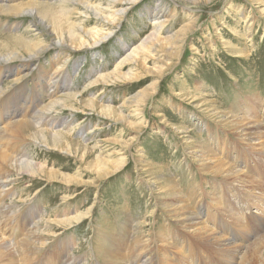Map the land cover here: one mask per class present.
Instances as JSON below:
<instances>
[{"label": "rangeland", "instance_id": "1", "mask_svg": "<svg viewBox=\"0 0 264 264\" xmlns=\"http://www.w3.org/2000/svg\"><path fill=\"white\" fill-rule=\"evenodd\" d=\"M41 1L51 2V0ZM52 2L56 3V0ZM163 2L167 9L176 10V14L173 13L175 15V23L170 28L171 32H177L186 25H192L194 28L184 39L179 56L174 61L175 65L167 73L164 72L158 88L145 104L142 122L140 120L134 122L133 119L127 118L132 123L133 128H129L123 124L112 126L106 124V121H102L96 116H89L88 121H84L86 117L83 118L79 114L70 115L69 112H65L59 117L58 121L60 122L57 125H53L57 127L69 119L67 122L76 127V130L71 133V139L75 142L82 141L87 148L92 150L89 160L95 159L94 156L100 154L106 160L114 161L120 155L111 157L109 153L120 151L119 154L124 156L125 160L122 164L115 167L117 170L101 182L100 187H94L90 183L91 185H88L87 189L86 187H84L85 189L83 187H70L71 189L64 190L65 186L59 183L46 184L42 174L33 177L23 174L11 179L19 178L18 181L11 183L9 186L11 192L10 194L8 193V197L5 199L7 208L4 214H6V218L12 215V213L15 215L11 223L5 222L4 218L0 217V229L6 228L2 230V233L4 232L3 237L5 239L8 238L7 242L9 244L17 242L38 221L67 217V215L63 216L62 201L66 200L67 204H70V209L68 207L69 210H67L69 211V217L76 216L77 214L83 217L87 215L91 216L89 220L82 222L80 225L73 226L71 229L65 230L54 226V231L56 232L55 238L46 243V246L38 253V259L36 258L35 261H32L33 264L60 263V261L56 262L57 258L55 256L60 254V250L64 246L65 253L57 257L63 255L73 257V260L69 262L70 264H102L96 255L98 252L93 250L94 248L97 250L96 244H98V247L103 245L104 242L99 239V234L102 232H106L107 235L110 233L112 238L119 243L120 248L123 250L121 252H124L122 255L125 254L124 256L127 257V254H131L132 246L129 248L131 239L129 241L128 237L124 236L125 228L122 227L119 220L126 221L125 219L130 218L132 222L136 220V223L141 220L140 218L147 216V223H149L150 218L148 215L152 209V206L149 205V199L155 196L154 194L152 196L144 186L140 185L143 182L138 179L139 175L136 163L134 162V156L139 153L143 155V158L147 159V162L149 161L154 165H158L162 174L169 176L170 183L179 188L182 196L186 195V197L184 196L185 198L196 200L197 195L191 192L193 190L194 193L200 195L203 198L200 203L202 205L201 209L206 207L207 204H212L214 209L216 203L219 201L221 203L224 202L225 208H220L222 211L218 210V207H215L216 212H213L215 217L212 216L213 214L210 215L215 224L221 225V227H216L211 218L209 223L221 236L228 237L231 243L234 241V244L243 243L242 245H245L248 241L255 242L258 239L256 236H260L259 228L254 222L264 226V208L261 209L263 213L260 216H252L250 212L255 210V204L258 203H253L252 197L248 195L246 197L248 201L244 198L240 199L237 196L239 192L245 191L243 188L246 189V187L242 184L243 187H238L239 185H236L238 179L227 177L224 170L218 171L207 167L208 174H205V170H201L200 168L201 164L199 161H191L188 154L190 151L189 147L181 143L180 138L174 134V130L170 129L169 125L172 123L177 127L191 130L192 136L198 142L197 146L204 147L223 160V162L237 167L236 170L244 172L246 176L254 180L257 183V188L255 187L257 192L255 193H259L260 186L264 190V157L261 158V155L252 149L253 147L243 145L240 134L237 133L236 129L219 122L218 120H223L217 114L221 111L223 113L231 112L239 118L245 117V119H250L254 113L255 119L253 118V120L264 125V14L262 13L264 10V0H164ZM158 4L159 0H137L131 7L127 8L119 25L112 28L113 31L109 37L111 39L108 42L104 40L103 45L96 49H84L83 51L72 53L70 61L67 63V72L69 73L66 80L67 83L74 86V93H81L88 89L89 82L98 74L109 73L112 75L115 73V67L120 61L130 53L133 47L139 45L152 32L150 30L151 18L143 14L146 9L153 10ZM91 5L96 6L93 2ZM82 11L80 9L78 14ZM84 13L79 14L81 16L79 19L81 22H84L82 27L85 29L95 27L93 19L95 15H92L89 11H85ZM23 20L22 25H24L19 26L17 31L7 29L5 33H2L4 30L0 29V37L7 34L15 35L17 32H21L22 28H25L28 23L27 19ZM249 26H251V33L247 36ZM246 36L249 38L248 41L245 39ZM209 40L213 41V46L209 47L211 45L207 43ZM52 54L48 53L42 56L40 65L46 66L48 62L47 58ZM159 56L156 55V57ZM154 64L156 63H147L149 69H154L153 72L149 77L147 76L141 79L139 83H135L132 89L128 88L125 90L123 88L124 85L119 84L123 80L116 79L118 76L115 75L112 80L110 79L107 88L102 91L99 88L91 90V93L89 92L84 97L85 99L94 98L95 101H98L97 98L109 100V105L118 109L125 98L148 87L156 79L157 70H160L157 68L160 66L159 64H156L157 66ZM124 65V68L118 70L119 73H125L128 67H131L130 64ZM93 68H96V70L92 71ZM34 76H30V80H26L25 84L14 85L8 84V81H3L2 86L4 88L0 96V113L6 109L9 111L18 110L20 112L27 110L24 117L32 113L33 109H35L34 105L36 106L38 101L36 87L41 85L39 79ZM198 85L202 86V90H200L202 92L200 93L205 96L210 95V98L215 102L216 113L203 108L198 109L191 104L188 98L176 95L178 90L185 88H187L185 91L191 90L196 93L198 90L195 91L194 88ZM118 88L121 89L118 90ZM61 91L57 90V94H52L47 100L50 101L55 96L58 97ZM26 98H30L31 100ZM103 99L99 102L107 105L104 104L106 102ZM45 101L46 98H42L39 101L40 106ZM258 105H260V108H256ZM178 107L182 108L181 113L175 109ZM183 111H186L187 114L185 112L182 113ZM88 113L89 115L92 114ZM122 113L127 115L129 112L125 110ZM191 119H194V122H188ZM204 124L210 126L211 135L205 134ZM134 127H136V131ZM41 128H46V126H42ZM59 129L61 128L51 129V131H59ZM91 129H94L96 134L87 136L88 131ZM135 132H137L136 139L130 144L127 152L123 151L126 145L132 141V137L136 134ZM103 139L108 140V144L106 143L103 149H100L98 141ZM25 148L27 150L26 158L23 156L20 159L21 164L22 160H30V162L32 161L48 170H56L62 175L75 177L82 183H89L95 178L94 175L92 176L90 173L81 171L84 167L80 168L76 162L79 157L68 155L65 152L58 153L56 149L40 147L38 143L35 145L33 142L32 144L25 145ZM224 150L226 151L224 152ZM186 163H189L191 171H187ZM140 164L142 165L143 162ZM202 180H207L208 184L204 185V183H200L199 188L194 186V181L200 182ZM32 181H35V184ZM218 181L219 183L216 188H214L215 186H211L213 184L216 185ZM95 184L97 185V182ZM209 184L211 187L208 186ZM206 186L209 188V190H206L208 195L209 191L213 192L214 196L212 198L216 199L215 202H210L207 196H204V198L201 195L202 190ZM188 189L192 190L189 191ZM25 190L27 191L24 192ZM234 196L237 198L232 200ZM227 199L230 200V204L226 203ZM192 203L190 205L193 208L195 205ZM233 203L235 206H232ZM227 205L232 210L229 207L226 208ZM246 208L247 210H245ZM245 211H248L247 214ZM44 213L45 216L42 218ZM164 215L162 214L159 217V222L162 223V220H164L165 224H162L161 228L160 226L156 227L151 232L155 234V232L157 233L164 230V228L166 229L165 226H169V230L170 228L176 230L178 239L184 238L191 245L189 259H185V261L176 252L171 250L172 248L168 250L170 252L169 255L172 259L176 260V263H224L217 256V247L213 248L204 243H208L205 236L193 232H184L178 225H173L170 219L171 223L164 219ZM222 218L225 220L224 224L219 222ZM2 220L3 222H1ZM96 224L100 227L98 235H96V230L98 229L95 228ZM11 225H14L12 226L13 228H11ZM148 232L150 231L148 230ZM238 236L242 237L239 238ZM12 238H15L16 241ZM233 238L237 240L235 241ZM107 241H109V238ZM258 252L262 255L264 261V249H258ZM246 254H249L247 250ZM13 255L15 262L19 254L15 253ZM227 255L229 259L227 263H247L242 254L235 255L236 259L235 256L233 257L229 253ZM154 257H158V255L155 254ZM229 257L233 258L230 259ZM32 262L28 264H32ZM125 263L127 262L125 261ZM153 263L160 264L158 260H155ZM14 264L17 263L15 262Z\"/></svg>", "mask_w": 264, "mask_h": 264}, {"label": "bare ground", "instance_id": "2", "mask_svg": "<svg viewBox=\"0 0 264 264\" xmlns=\"http://www.w3.org/2000/svg\"><path fill=\"white\" fill-rule=\"evenodd\" d=\"M20 1L22 2L18 3ZM52 1L55 0H51V2ZM163 1L164 0H159L158 6L153 10H145L143 15L151 18L152 22L150 30L152 32H149L150 34L147 35L139 45L133 47L130 53L120 61L115 67V73L112 75L109 73L98 74L89 82V86H87L89 87L88 89L81 93H74V86L67 83L66 80L69 73L67 72V63L70 61L72 53L80 52L84 49H96L103 45L105 42L104 40L108 42L109 39H111L109 37L113 31L112 28L119 25L127 8L131 7L137 2V0H56V3H48L41 0H0V29L4 30L2 33H5L7 29L10 31H17L19 26L22 25V21L24 22L23 19L28 20L27 26L22 28L23 30L21 32L19 31L15 35L7 34L0 37V96L3 93V81H8V84L10 83L14 85L20 83L25 84L27 82L26 80H30V76L32 77V75H35L34 77L38 78L41 84L36 87L38 101L36 106L34 105L35 109H33L30 115L27 114L24 117L27 110L20 112L18 110L9 111L6 109L0 113V217L2 219L4 218L3 220L5 222L11 223L15 215L12 213V215L6 218V214H4L5 209L7 208L5 199L8 197V193L10 194L11 192L9 186L11 183L18 181L19 179L11 180L13 177L15 178L16 176L23 174L33 177L42 174L46 184L48 183L52 185V183H59L60 185L65 186V188H63L64 190L71 189L72 187H86L87 189L89 187L88 185H91L90 183H92V186L98 188L100 187L101 182L106 180L115 170H117L115 167L123 163L125 157L119 154L120 151H112V153H109V156L111 157L120 155V157L114 161H108L100 154L94 156L95 159L89 160V155L92 153V150L87 148L82 141L79 140L75 142L71 139V133L76 130V127L72 126L70 122H67L69 119L63 123L61 122L62 125L57 127L53 125H57V123L60 122L58 119L65 112H69L70 115L79 114L83 118L86 117L85 120L83 119L84 121H88L89 116H96L98 119L106 121V124L112 126L123 124L129 128H133L132 123L127 118L133 119L134 122L139 120L142 122L141 120L143 113L145 112V104L158 88L160 80H162L164 76V72L167 73V71L172 69L175 65L174 61H176L179 56V51L184 43V39L187 34L193 30L192 28H194L192 25H186L177 32H171L170 28L175 23V15L173 13L176 14V10L167 9L166 6H164ZM92 2L95 3L96 6L91 5ZM80 9L83 10L79 13L80 15L85 14V11H89L92 15H95V17H93L95 27L90 29L82 27L84 22H81L79 19L81 18L78 14ZM262 13L264 14V10ZM250 27L251 26H249L247 30V36L251 33ZM247 36L245 39L248 41L249 38H247ZM207 43L211 44L209 47L213 46V41L209 40ZM48 53L53 54L47 58L48 62L46 63V66H41V57ZM156 55L160 56L156 57ZM148 62H153L160 66L157 68L160 70H157L156 79L148 87L125 98L118 109L111 107L109 105L110 101L103 98V101L106 102L104 104L107 105H103L99 102L102 101L101 98H97L98 101H95L94 98L85 99L84 95L88 94L91 90L93 91L99 88L101 89L100 91H102L107 88L110 79L112 80L115 75L118 76L116 79L123 80L122 82H119V84H123L125 90L128 88L132 89L135 86V83H139L141 79H144L147 76L149 77L153 72V68H148ZM124 64H130L131 67H128L125 73H119L118 70L124 68ZM94 70H96V68L92 69V71ZM119 89L121 88H118V90ZM186 89L187 88L178 90L176 95L188 98L191 104L198 109L203 108L216 113L217 108L215 107V102L210 98L211 96H205L200 93L202 92L200 91L202 90L201 85L194 88L195 91L198 90L196 93L192 92L190 89V91H185ZM57 90H62L61 94L48 101L47 99L51 97L52 94H57ZM42 98H46V101L40 106L39 101H41ZM30 103L29 105H31ZM256 108H260V105L256 106ZM175 109L181 113L182 108L178 107ZM125 110L129 112L127 115L122 113ZM88 112L92 114L89 115ZM184 112L187 114L186 111H183L182 113ZM217 114L218 117L223 120H218L219 122L225 126L230 125L236 129L237 133L240 134L243 145L253 147L252 149L255 150L257 154L261 155V158L264 157V125L253 120L254 113L250 119H245V117L239 118L231 112L223 113L221 111ZM19 117L24 118L20 119ZM188 122H194V119L188 120ZM42 126H46V128H41ZM203 126L205 134L211 135L212 131L210 126L208 124H204ZM58 127L61 128L59 131H51V129ZM169 128L174 130V134L178 135V138H180L181 143L184 146L189 147L188 149H190V151L188 154L191 161H199L201 164L200 168L201 170H205V174H208L207 167H210L211 169H216L218 171L224 170L227 177L237 178L236 185H239L238 187H243L242 185L246 187V189L243 188L245 191L242 193L238 191V198L240 197V199L244 198L247 200L246 197L248 195L249 197H252L253 203H258L255 204V210L250 212L252 216H260L263 213L261 209L264 208V190L261 186L260 190H258L259 193H255L257 192V183L254 180L250 179L249 176H246L244 172L236 170L237 167L223 162V160L204 147L197 146L196 144L198 142L192 136L191 130L177 127L172 123L169 125ZM134 129L136 131V127H134ZM137 130H139V128H137ZM135 133V136L132 137V141L126 145L123 151L127 152L130 144L136 139L137 132ZM91 134H96L94 129L88 131L87 136ZM32 142L35 143V145L38 143L40 147L56 149L58 153L65 152L68 155L79 157L76 162L79 164L80 168L84 167L81 171L88 174L90 173L92 176L94 175V180H91L92 182L90 181L89 183H82L75 177L62 175L56 170H48L32 161L30 162V160H22L21 164L20 159H22L23 156L26 158L27 150L25 145L32 144ZM106 143L108 144V140H99V148L103 149ZM225 151L226 150H224V152ZM142 159H144V161H142ZM134 162L136 163V169L139 175L138 179L143 182L142 184L140 183V185L144 186L152 196L153 194L155 195L153 198L149 199V205L152 206L150 214L148 215L150 221L147 223V216L140 218L141 220L136 223V220L132 222L130 218L125 219L126 221L119 220L122 227L125 228L124 236H127L129 241L131 239V245L129 248L132 246V252H130L131 254H127V257L124 256L125 254L122 255L124 252L122 253L121 251L123 250L120 248L119 243L112 238L110 233L109 235H107L106 232L99 234L100 227L96 224L95 228H98L96 230V235L99 234V239L104 243L101 247H98V244H96L97 250L95 248L93 250L98 252L96 255L99 257L102 264H155L153 263L155 260H158L160 264H198L186 262L179 263L178 261V263H176V260L172 259L169 255L170 252L168 250L172 248L171 250L176 252V254L179 257L181 256V259L185 261V259H189V250L191 249L188 240L177 238V232L174 228H170V231L169 226H165L167 230L164 228V230L158 231L157 233L155 232V234L154 232H151V230L156 229V227L160 226L161 228V225L165 224L164 220H162V223L159 222V217L162 214H165L164 219L168 222L171 220L173 225H178L184 232H193L205 236L208 243L203 242L213 248L217 247V256L224 261V263L222 262L219 264L235 263H227L229 262L228 253L233 257L242 254V257L245 258L247 262L245 264H264L262 255L258 252V249H264L263 225L254 222L260 232V236H256L258 239L255 238L257 239L255 242L248 241L249 243L247 242L248 244L246 243L245 245H242L243 243L234 244V241L231 243L228 237L225 238L224 236H221L209 223L211 220L214 222L210 215H212L214 211L216 212L215 207H218V210L222 211L220 208L224 207V202L221 203L219 201L220 203H216L214 209L212 204H207L208 206L206 205V207L201 209L202 205L200 203L203 198L194 193V190L191 191L192 189H188L194 195H197V197L195 196L196 200L190 199L191 202H193L192 204L195 205V207L192 208L189 198H185L186 195H184L185 197L181 195L179 188L170 183L169 176L163 175L158 165H154L149 161L147 162V159H145V157L143 158L141 153L134 156ZM141 162H143L142 165L140 164ZM186 165L187 171H191L189 163H186ZM96 182L97 185L95 184ZM194 182V186L197 188L201 185L200 183H204V185L208 184L207 180ZM32 183L35 184V181H32ZM218 183L219 181L217 184L215 182L216 185L213 184L211 186H215L214 188H216ZM208 186L211 187L210 184ZM206 190H209L207 186L202 190L201 195H203V197L207 196L210 202H215L216 199L212 198L214 196L213 192L209 191L208 195ZM26 191L27 190L24 192ZM236 198L237 197L234 196L232 200ZM226 203L230 204V200L227 199ZM61 206L62 210H64L63 216L67 215V217L65 216L61 219L56 218V220L48 219L42 220L41 222L38 221L31 230L14 244H9L7 242L8 238L5 239L3 237L4 232L2 233V230H5L6 228H3L4 226L2 225L3 227H1L3 229H0V264H14L15 262L17 264H28L29 262L35 261L36 258L38 259V253L46 246V243L55 238L56 232L54 231V226L65 230L71 229L73 226L80 225L91 217L89 215L83 217L80 216V214L69 217V211L67 210L70 209V204H67V201L65 200L62 201ZM232 206H235L234 203ZM228 207L229 206L227 205L226 208ZM247 208L245 210H247ZM240 209L243 210L242 208ZM259 211H261L260 214H258ZM247 212L248 211H245L246 214ZM44 216L45 213L42 218H44ZM212 216L215 217L214 214ZM3 220L1 222H3ZM219 222L224 224L225 220L222 218ZM12 226L14 225H11V228H13ZM215 226L218 228L221 227V225L216 224ZM148 230L150 232H148ZM108 238L109 241H107ZM233 239H235V241L237 240L236 238ZM71 240L73 241V239ZM14 241H16V239ZM239 241L243 242L242 240ZM64 250L65 246L60 250V254L55 256L57 258L56 262L60 261V263L51 264H70L69 262L73 260V257L71 258L67 255L57 257L64 254ZM246 250L249 252L248 255L246 254ZM15 253H18L19 257L17 260L15 259L16 261L14 262L13 254ZM155 254H157L158 257H154ZM233 257L229 258L231 259ZM125 261L127 263H125Z\"/></svg>", "mask_w": 264, "mask_h": 264}]
</instances>
